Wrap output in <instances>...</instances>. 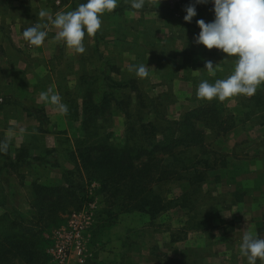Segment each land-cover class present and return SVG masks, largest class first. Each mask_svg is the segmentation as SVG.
I'll return each mask as SVG.
<instances>
[{
	"label": "rangeland",
	"instance_id": "obj_1",
	"mask_svg": "<svg viewBox=\"0 0 264 264\" xmlns=\"http://www.w3.org/2000/svg\"><path fill=\"white\" fill-rule=\"evenodd\" d=\"M84 1L77 0V7ZM184 3V0H146L143 9L133 10L129 0H119L118 7L111 14L102 17L101 30L93 37H85L86 51L78 54V71L72 73L75 67H71L70 64L65 67H59L61 64L54 66L52 77L54 76L59 84V89H66L63 101L74 98L80 102L81 91L77 86L79 79L83 76L100 78L105 68L107 70L109 67L112 68L109 74L117 81L135 82L138 92L118 93L119 98L121 94L125 97V101L129 95L130 106L122 108L127 109L126 114H130V118L113 108L108 123H99L100 133L111 135L114 144L121 146L126 144L129 139L127 132L130 123L139 126V120L142 118L145 123L155 120L150 102L158 106L163 116L179 121L186 112L204 102L196 95L202 80L214 83L217 79L227 78L233 71V60L224 61L227 54L217 49L208 50L203 45L196 44L195 37L199 33L193 30L195 27L191 30V25H184L185 20L182 17ZM175 12L180 16H175ZM173 15L174 18H171ZM163 25L166 29L174 27L181 32L179 38L182 39L178 40L177 46L174 40H170V37L174 38V34L170 36L168 31L162 34L157 32L161 28L158 26ZM35 49L29 47V53L36 54ZM207 61H212L214 66L218 65L214 75L206 69ZM141 64L149 66V75L143 79L136 76V67ZM46 75L49 73H44L42 77ZM71 76H75L73 83L69 79ZM97 87L94 89L98 90ZM139 89L141 99L137 98ZM248 99L249 97L239 96L225 102L213 100L219 102L236 118L237 126L224 136L207 130L206 149L215 153L214 157L218 164L209 172L202 188V195L194 200L193 213L189 214L188 210L182 209L170 215L165 212L153 222L138 213L122 214L116 227L101 231L97 229L98 225H101L97 215L105 207L100 205L103 204V198L95 196V208L91 213L93 216L87 231V248L94 258L87 264H194L200 251H187L183 260H179L175 253L171 255L167 251L166 245L175 240H192L191 233L198 232L195 223L209 213L212 206L216 209L215 214L211 216V219H214L211 222L215 227L223 225L222 228H227L231 216L239 214L241 222L237 224L235 230H239L241 238L245 231H252L260 238H264V234L259 232L263 226L264 213V114L252 115L251 112L250 115L249 106L253 102H249ZM19 106H15L16 117L21 115ZM23 106L31 111L36 110L26 104ZM161 125L162 123L159 127ZM10 131L11 133L0 134L6 144L11 146L12 151H15L22 140V134L19 131ZM35 133H38L36 138ZM80 134L81 126L74 122L69 124L68 129L50 130L46 134L33 131L30 137L24 140L23 146L28 147L36 156H46L52 163L53 155L45 154L46 151L52 150L49 146L53 144L51 140H46L47 136L48 139H52L53 135H58L57 138L63 139L57 146V155H54L59 161V155L65 156ZM222 161L225 165L221 167ZM62 168L72 170L73 165L69 164V167ZM57 177H61L60 170L43 167L27 169L10 177L2 176L0 214L7 211L13 217H19L20 214V217L28 218L31 184L34 181L42 183L55 181ZM94 187H97V184L90 186L91 196L94 194ZM189 189L185 182L176 181L162 184L159 191L165 199L172 201L178 200ZM236 193L243 195L237 196ZM81 212H89V207L84 206L80 211L64 215L65 222L47 234L51 241L47 253L55 243L56 232L68 224L74 213ZM126 230L129 233L124 241L126 246L122 244L114 246L112 236L120 237L127 233ZM193 244L195 245V242ZM122 251L127 255L124 256ZM48 264L52 263L49 261ZM257 264H261V261L258 260Z\"/></svg>",
	"mask_w": 264,
	"mask_h": 264
},
{
	"label": "trees",
	"instance_id": "obj_2",
	"mask_svg": "<svg viewBox=\"0 0 264 264\" xmlns=\"http://www.w3.org/2000/svg\"><path fill=\"white\" fill-rule=\"evenodd\" d=\"M110 70L112 68H105L100 78H80V102L74 98L65 100L66 117L81 126V134L64 156L73 165L72 170L60 166L54 150L45 152L53 155L52 163L46 156L34 155L25 146L12 151L7 145L6 150L0 151L1 177L8 173L18 174L32 165L61 171L58 181L31 184L28 218L20 214L13 217L7 211L0 214V264H48L47 250L51 241L47 234L65 222L64 215L93 204L95 196L103 198L100 205L105 207L97 215L101 224L97 229L101 231L115 227L122 214L138 213L153 222L174 208L188 210L189 214L194 212V200L202 195L209 172L218 164L215 153L206 149V132L213 130L218 135H227L237 126L236 118L219 102L204 100L179 121H173L150 102L155 120L145 123L142 118L139 126L130 123L126 144H114L111 135L100 133L99 123H108L113 108L130 118L127 109L122 108L130 106L129 95L125 101L118 93L138 92V86L133 81L115 80ZM96 87L98 90L94 89ZM140 95L139 89L138 99L142 98ZM248 101L253 102L249 106L250 115L251 112L252 115L264 114V85ZM34 115L41 123L47 120L42 111L35 110ZM0 144H6L1 134ZM224 165L222 161L221 167ZM176 181L185 182L190 189L178 200L168 201L159 188ZM94 183L97 187L93 188L91 196L89 189ZM215 212L212 206L211 211L195 223V229L205 232L215 228L214 219H211ZM240 218L239 214L234 215L224 233L233 232ZM259 232L264 234V213Z\"/></svg>",
	"mask_w": 264,
	"mask_h": 264
},
{
	"label": "crops",
	"instance_id": "obj_3",
	"mask_svg": "<svg viewBox=\"0 0 264 264\" xmlns=\"http://www.w3.org/2000/svg\"><path fill=\"white\" fill-rule=\"evenodd\" d=\"M184 1L185 8L182 14L183 18L186 15L185 9L190 4H195V0ZM195 6L197 16L193 18L191 23L184 21V25H191V30L192 27H195L193 30L199 33L200 28L196 21L203 19L206 23L212 22L214 20V11L211 10V8H213L211 3L201 5L195 4ZM76 7L77 0H0V93H3L0 95V102H3L2 105L0 104V132L11 133L10 130L14 132L19 131L22 134V140L18 148L23 146L24 140L30 137L33 131H41L42 133L43 130L46 134L47 131L50 130L57 131L68 129L69 124L74 123L66 117L65 113L57 112L53 105L46 104L44 101H41L39 97L41 92H49V90H51L49 95L56 93L62 97V101L64 99V92L66 89H59V84L54 76L52 77L54 66L57 67L61 64L59 67H65L70 64L71 67H75L72 73L78 71V54L76 55L73 51L67 49L62 41H57L55 39L56 29L50 24V20L54 18L55 13L60 11H71ZM204 7L207 8L204 9ZM209 8L210 10H208ZM42 9L46 10L49 15L40 18L38 13ZM175 16L178 17L180 15L175 12ZM172 17L174 18V15L171 16V18ZM36 23H40L41 25L48 23L49 27L47 31L49 35L45 43L41 47L35 49L37 53L34 54L33 52L29 53V44L23 39L22 32L25 28L33 26ZM158 27H161L159 31H157L158 33L161 32L162 34L168 31L170 36L174 34V38L170 37V40H174L175 45H178V40L182 39L179 38L181 33L179 30L174 27H168L166 29L164 25ZM175 37L178 39H175ZM49 71H52V73ZM44 73H49V75L42 77ZM74 78L75 76L69 78L72 83L74 82ZM76 80L77 78L75 82ZM63 103H65V100ZM25 104L33 107V109L37 111H42L47 118L45 123H41L37 120L34 115L35 111L26 109V107L23 106ZM15 106L21 107V115L18 117H16ZM34 135L36 138L38 133ZM57 136L58 135H53V137L50 136L52 139H48L47 136V139H45L53 142L49 147L52 150L55 149L54 151L58 153L57 146L60 142H63V139H59ZM61 158H64V160H61ZM58 162L61 167H69V164H71L62 155H59ZM32 168H36V165H32L29 169ZM27 169L28 168L20 170V172ZM2 172L8 173L7 171ZM12 175L16 174L8 173L6 176L10 177ZM56 179L55 181H58L60 178L57 177ZM178 210L179 208L170 209L166 214L168 213L170 215ZM233 218L234 215L228 220V224ZM222 226L223 225L215 227L210 231L191 233L192 240L184 239L172 241L170 244L166 245V247H168L167 251L170 252L171 255L175 253L177 259L183 260L182 258L186 255L187 251L198 250L201 253L198 259L194 261V264H247L246 258L240 253L241 236L238 233L239 230L234 229L230 234H225ZM236 226L235 228H237ZM124 236L126 237L123 238ZM128 236V232L124 235L122 234L120 237L112 236L113 245L116 247L118 244L126 246L124 241ZM194 242L195 245L193 244ZM123 255L126 256L127 254L123 252Z\"/></svg>",
	"mask_w": 264,
	"mask_h": 264
},
{
	"label": "clouds",
	"instance_id": "obj_4",
	"mask_svg": "<svg viewBox=\"0 0 264 264\" xmlns=\"http://www.w3.org/2000/svg\"><path fill=\"white\" fill-rule=\"evenodd\" d=\"M118 3L119 0H85L74 10L55 13L50 20L51 26L56 29L55 39L77 54L85 53V37H93L101 30L102 17L111 14ZM129 3L131 9L140 10L146 0H129ZM209 3L213 5L214 20L208 23L203 19L196 21L200 32L195 42L208 50H221L227 54L224 61L233 60L234 68L225 79H217L214 83L202 80L196 91L197 98L225 102L239 96L252 97L264 85V0H195V4ZM195 4L185 9L184 20L187 23L197 16ZM38 15L44 18L49 14L42 9ZM48 27V23L27 27L22 32L23 39L29 46L39 48L48 38ZM217 66L212 61H207L205 65L213 75ZM148 67L138 65L136 76L140 79L148 77ZM49 92H41L39 99L53 105L59 113H67L68 106L63 103L62 97L56 93L49 95ZM6 148L7 144H0V151ZM240 253L247 264H257L258 260L264 264V238L245 231Z\"/></svg>",
	"mask_w": 264,
	"mask_h": 264
},
{
	"label": "built area",
	"instance_id": "obj_5",
	"mask_svg": "<svg viewBox=\"0 0 264 264\" xmlns=\"http://www.w3.org/2000/svg\"><path fill=\"white\" fill-rule=\"evenodd\" d=\"M87 207L90 213H74L68 224L56 232L55 243L48 251L52 264H87L94 258L87 248V231L95 203Z\"/></svg>",
	"mask_w": 264,
	"mask_h": 264
}]
</instances>
